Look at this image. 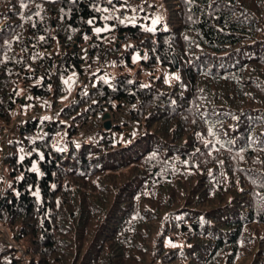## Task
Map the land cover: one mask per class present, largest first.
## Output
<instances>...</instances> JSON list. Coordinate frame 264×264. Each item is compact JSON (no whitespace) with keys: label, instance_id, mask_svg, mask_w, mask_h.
<instances>
[{"label":"trees","instance_id":"trees-1","mask_svg":"<svg viewBox=\"0 0 264 264\" xmlns=\"http://www.w3.org/2000/svg\"><path fill=\"white\" fill-rule=\"evenodd\" d=\"M126 3L0 0V264H264V0Z\"/></svg>","mask_w":264,"mask_h":264},{"label":"rangeland","instance_id":"rangeland-1","mask_svg":"<svg viewBox=\"0 0 264 264\" xmlns=\"http://www.w3.org/2000/svg\"><path fill=\"white\" fill-rule=\"evenodd\" d=\"M125 1H127V3L125 5H119L118 6V9H119L118 11L119 12H123V11L126 12L125 16H126L127 22L128 21L136 22V21H140V20L145 22V21H147V19H149L148 22L150 23V27L155 25V23L157 24L159 22L160 12L155 8V3H157L158 0H125ZM78 46H79L78 47V49H79L78 52L84 57V59L87 58L86 45L84 44V40L79 42ZM132 59L135 62H140L141 55L137 54V53H134L133 56H132ZM85 69H86L88 74H90L91 71H92L91 70L92 67H91V65H88V63L85 65ZM132 70L133 69H131L130 71H132ZM155 71L158 72L159 69H156ZM146 72H148V71H146ZM92 74H93V72H92ZM77 76H78L77 74L70 75L69 79H71V80H69V82L72 84V85H70L72 91H74L81 84L82 77L79 79V77H77ZM86 77H88V76H86ZM28 85H30V86L23 87L24 92H25L26 88L30 89L31 86L34 85V81H31ZM26 92H27V90H26ZM41 102L42 103L39 102V106H40V107H38L39 109L36 108V110H35L33 108L34 107L33 103H31V106H28V108L26 109V112H24V109H22L21 112H22L24 118H28L27 116L31 117V115H30L31 112L33 113L32 116L38 114L40 112L41 108H42V110L44 112L45 109H44L43 105H45L46 101L44 102V100H42ZM21 103H22V101H21ZM22 108H24V107H22ZM54 113H56V112H54ZM101 116L102 115H100L97 118V120H91L86 126L80 128L78 130V132H77V137L79 139L80 138L83 139V138H86V137H89V138L93 139L95 137H98L99 136V131L104 129V123H105L101 119ZM120 117H122V116L112 115L113 126H114L115 122H117V120L120 119ZM17 118L18 117L16 116V120H17ZM16 120L14 119V123H12L10 126L6 125L7 131L0 133V137L2 138V141H3V142L0 141V148L3 151H5V152L8 151V147H6L7 135H8L9 132H11V133L13 132V130L15 128V125H16L15 124ZM0 128H1V124H0ZM131 129L133 130L134 128H131ZM40 131H43V130H39L36 134L29 135V136L31 137L32 140L40 138L41 137V136H39L40 133H41ZM129 131H130V128H129ZM135 131L136 130H133V132H135ZM116 135H118V134H116ZM119 137H121V135H119ZM1 158H2V156L0 157V160H1Z\"/></svg>","mask_w":264,"mask_h":264},{"label":"water","instance_id":"water-1","mask_svg":"<svg viewBox=\"0 0 264 264\" xmlns=\"http://www.w3.org/2000/svg\"><path fill=\"white\" fill-rule=\"evenodd\" d=\"M33 13H34V10L31 11V12L28 14V16H32ZM120 38H122V37H120ZM79 42H80V40H78V41L74 44L73 50H72V52H71L72 54H75V53H77V52L79 51V49H78V47H79V46H78V43H79ZM142 53H143V52H142ZM172 63H173V67H174L176 70H178V69L180 68V63H179V60H178V58H177L176 55H173V57H172ZM52 65H53V61H50L49 66L52 67ZM43 68H45V65H43ZM38 73H39V70H37V71H35V72L27 73V74H25L24 79L32 78L35 74H38ZM22 100H24V97L21 99V101H22ZM99 114L102 115V116H101V119L105 122V123H104V129H105V131H106V132L110 131V130L112 129V127H113L112 115H114V114L110 113L109 111H106L105 108L100 109ZM115 116H116V115H115ZM152 178H153V175H151L149 182L151 181ZM4 200H6V199H4ZM3 203H4V201H2V202L0 203V208L2 207Z\"/></svg>","mask_w":264,"mask_h":264},{"label":"crops","instance_id":"crops-1","mask_svg":"<svg viewBox=\"0 0 264 264\" xmlns=\"http://www.w3.org/2000/svg\"><path fill=\"white\" fill-rule=\"evenodd\" d=\"M128 22H130V21H128ZM77 77H79V76H77ZM70 78V77H69ZM67 79L68 80V82H69V80H71V79ZM81 77H79V79H80ZM78 79V78H77ZM69 85H72L70 82H69ZM42 101V100H41ZM40 101V103H42ZM45 102V101H44ZM31 103H32V100H31V96H30V94H29V92H27L26 93V95L24 96V100H22V103H21V105H22V107H24L23 109H24V112H26V109L28 108V106H31ZM44 104V103H43ZM45 108V110L47 111L48 110V105L45 103V105H43ZM48 107V108H47ZM32 112H31V116H32ZM21 115H23L22 114V112L20 113V114H18L17 115V117L18 118H21L22 116ZM95 120H97V118L95 119ZM1 155H3L2 153H1Z\"/></svg>","mask_w":264,"mask_h":264},{"label":"built area","instance_id":"built-area-1","mask_svg":"<svg viewBox=\"0 0 264 264\" xmlns=\"http://www.w3.org/2000/svg\"><path fill=\"white\" fill-rule=\"evenodd\" d=\"M125 14H126L125 11H123V12L116 11L115 15L110 14V15H108V17L111 18V19L116 18L118 23L121 24V25H127V20H126ZM139 23H143V21H139ZM1 171L2 170H1V166H0V173H1Z\"/></svg>","mask_w":264,"mask_h":264}]
</instances>
